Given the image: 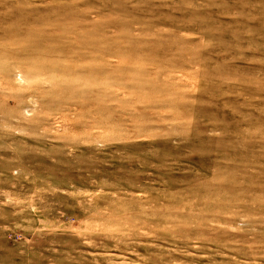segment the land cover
<instances>
[{"label":"rangeland","instance_id":"rangeland-1","mask_svg":"<svg viewBox=\"0 0 264 264\" xmlns=\"http://www.w3.org/2000/svg\"><path fill=\"white\" fill-rule=\"evenodd\" d=\"M0 264H264V0H0Z\"/></svg>","mask_w":264,"mask_h":264}]
</instances>
